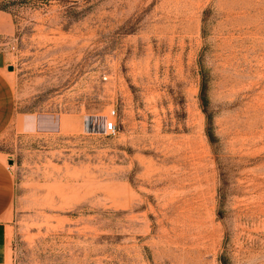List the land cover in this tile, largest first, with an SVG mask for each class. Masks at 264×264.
I'll list each match as a JSON object with an SVG mask.
<instances>
[{"label": "rangeland", "instance_id": "rangeland-1", "mask_svg": "<svg viewBox=\"0 0 264 264\" xmlns=\"http://www.w3.org/2000/svg\"><path fill=\"white\" fill-rule=\"evenodd\" d=\"M0 158V264H264V0H0Z\"/></svg>", "mask_w": 264, "mask_h": 264}, {"label": "crops", "instance_id": "crops-1", "mask_svg": "<svg viewBox=\"0 0 264 264\" xmlns=\"http://www.w3.org/2000/svg\"><path fill=\"white\" fill-rule=\"evenodd\" d=\"M82 1V0H76ZM13 199V178L10 169L0 158V228L7 231L6 223Z\"/></svg>", "mask_w": 264, "mask_h": 264}, {"label": "trees", "instance_id": "trees-1", "mask_svg": "<svg viewBox=\"0 0 264 264\" xmlns=\"http://www.w3.org/2000/svg\"><path fill=\"white\" fill-rule=\"evenodd\" d=\"M201 100H202L203 109H204V112L207 118V129H206L207 134L209 136L211 143H215L217 139V136L215 135L214 130H213L214 129L213 118L215 116V112H213V110H211L210 108V104H209L210 102L207 97V86H206L205 81H203V84H202Z\"/></svg>", "mask_w": 264, "mask_h": 264}, {"label": "built area", "instance_id": "built-area-1", "mask_svg": "<svg viewBox=\"0 0 264 264\" xmlns=\"http://www.w3.org/2000/svg\"><path fill=\"white\" fill-rule=\"evenodd\" d=\"M105 129L107 132H115L116 131V124L114 121L107 120Z\"/></svg>", "mask_w": 264, "mask_h": 264}, {"label": "water", "instance_id": "water-1", "mask_svg": "<svg viewBox=\"0 0 264 264\" xmlns=\"http://www.w3.org/2000/svg\"><path fill=\"white\" fill-rule=\"evenodd\" d=\"M9 69L12 70L13 69V66H10Z\"/></svg>", "mask_w": 264, "mask_h": 264}, {"label": "bare ground", "instance_id": "bare-ground-1", "mask_svg": "<svg viewBox=\"0 0 264 264\" xmlns=\"http://www.w3.org/2000/svg\"><path fill=\"white\" fill-rule=\"evenodd\" d=\"M199 198V197H198Z\"/></svg>", "mask_w": 264, "mask_h": 264}]
</instances>
